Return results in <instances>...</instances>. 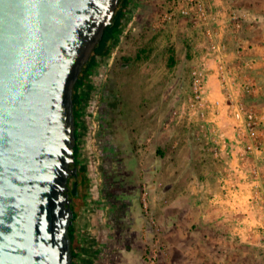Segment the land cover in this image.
<instances>
[{
    "label": "rangeland",
    "instance_id": "obj_1",
    "mask_svg": "<svg viewBox=\"0 0 264 264\" xmlns=\"http://www.w3.org/2000/svg\"><path fill=\"white\" fill-rule=\"evenodd\" d=\"M179 1L132 0L126 24L117 35L111 55L95 66L83 89L85 114L78 132V143L81 145L82 168L90 184L88 198L91 205L87 238L83 247L78 248L75 264H98L103 258V264H106L110 256L106 249L99 247L102 238L109 232L114 237L116 233L122 235L126 231L128 236L124 242L128 240L131 245L132 238H137V234L144 230L136 228L131 218L126 219L124 227L118 228L119 215L127 213V217L131 216L127 210L129 201H121L119 197H124L126 193L128 197L138 191L139 201L141 186H148L145 179L139 183L137 178L129 182L121 180L122 173L118 172L127 166L120 148L122 143L132 144L136 138L144 140L153 133L163 132L167 112L182 103L180 97L187 90L191 67L205 54L208 40L203 26L177 12L173 13ZM209 9L210 23L217 30L219 42H243L250 46V50L254 47L248 52L251 57L257 58L258 70L261 68L264 71L260 67L264 66V0H209ZM232 11L244 12L251 18L244 23L240 33L232 31L230 34L229 15ZM250 42L254 46L248 45ZM257 81L258 91L252 101L264 116V79L260 75ZM96 102L102 107L98 111L102 121L100 126L103 127L94 137ZM260 159L264 165V153ZM211 160L205 161L208 169L204 167L201 180L198 175L194 176L203 184L201 194L197 192L193 195L199 202L215 194L211 192L214 177L216 170L221 171V166L216 165L222 162ZM202 167L196 165L195 169L201 170ZM261 169L264 172V166ZM195 172L200 174L197 169ZM205 172L208 174L205 175ZM112 203L117 206L115 209L110 206ZM204 210L206 213L211 211L210 208ZM210 214L205 217L208 222H180L172 232L165 230L159 221L162 227L160 240L169 248L158 264H264V238L258 232L255 231L252 240L239 237L238 226L241 224L234 228L224 221H216V217ZM197 216L195 211L191 219ZM142 239L146 242L151 240L149 232L143 234ZM146 257L145 254V260Z\"/></svg>",
    "mask_w": 264,
    "mask_h": 264
},
{
    "label": "water",
    "instance_id": "obj_2",
    "mask_svg": "<svg viewBox=\"0 0 264 264\" xmlns=\"http://www.w3.org/2000/svg\"><path fill=\"white\" fill-rule=\"evenodd\" d=\"M119 2L0 0V264H73L74 87Z\"/></svg>",
    "mask_w": 264,
    "mask_h": 264
},
{
    "label": "built area",
    "instance_id": "obj_3",
    "mask_svg": "<svg viewBox=\"0 0 264 264\" xmlns=\"http://www.w3.org/2000/svg\"><path fill=\"white\" fill-rule=\"evenodd\" d=\"M174 12L199 22L208 42L204 56L190 69L185 105L174 110L171 118L181 115L196 124L213 159L224 166L226 176L220 178V188L234 209L244 215L243 237L252 240L256 231L264 238V165L260 162L264 153V116L252 101L258 91L254 76L257 61L243 42H219L217 30L210 23L209 0H180ZM247 21L251 18L244 12L232 11L229 15L234 33H240ZM94 107L92 135L97 137L103 127L99 117L102 107L97 102ZM165 126H170V121ZM139 202L151 236L146 262L158 264L168 249L160 240L162 227L152 212L147 184L141 186ZM104 262L103 258L98 264Z\"/></svg>",
    "mask_w": 264,
    "mask_h": 264
},
{
    "label": "crops",
    "instance_id": "obj_4",
    "mask_svg": "<svg viewBox=\"0 0 264 264\" xmlns=\"http://www.w3.org/2000/svg\"><path fill=\"white\" fill-rule=\"evenodd\" d=\"M229 27L231 34L232 28L230 22ZM250 43H248V45H251V47L254 46L253 42ZM253 48L254 47H252L251 50H253ZM262 61H264V59H262ZM260 67L264 68L262 65H260ZM258 69L257 66L254 73L256 81L260 75L261 78L264 79V71H262L261 68L260 70ZM187 93H189V86L187 90H185L183 97H180L182 101L180 106L170 109L167 112L165 122L170 121V126L162 128L163 132L153 133L144 140H142V138L137 140L136 138L132 144L122 143L120 148L121 157L124 159L123 161L127 168L118 173H122L121 180L123 179L126 182L132 179L135 180L136 178L138 183L144 179L148 182L152 212L158 220L163 223L164 229L168 232H172L176 224L180 222L185 223L191 220H193V223L197 224L208 222L205 217H208V215L210 216V213H212L213 216L216 217V221H224L226 224L232 225L231 227L234 226L235 228V225L238 226L241 224V226H238L239 233L237 236L242 237L246 226L242 219V213L234 209L232 201L224 199L225 196L220 188V178L225 175L224 166L222 164L216 165L219 167L221 166L219 168L221 171L216 170V175L214 177L215 183L211 192L215 194L212 197L207 196L203 198V202H199L193 197L194 193L200 192L201 194L203 187V184H201L202 182H198L194 176L198 175V178L201 180L203 178L201 175L204 174V170L208 169L205 161L211 159V161H213L214 159L208 149L207 143L200 138L201 132L198 127H196L195 123L191 124L187 117L183 118L181 115L175 119L171 118L173 117L171 113L174 110L179 111L183 109ZM213 164L219 163L213 162ZM196 165L200 167L203 166L201 170L196 168L197 172L200 174L195 172ZM204 167L206 168L204 169ZM206 174L208 173L205 172V175ZM137 193L138 191H135L133 195H128V197L127 193L124 197H119L121 201H129L127 210L128 214H131V216L127 217V213L123 216L119 215L117 223L118 228H122L125 226V223H127L126 219L131 218L133 219L131 223L134 224L136 228L142 227L141 229L144 230L140 232V234H137V238L136 236L132 238L133 242L131 245L128 240L124 242L128 236L126 231L122 232V235L116 233L114 237L110 235L109 232L107 236L102 238L103 242L101 241L102 243L99 244V247L106 249L107 251H104L109 253L110 256L106 264H147L144 255L146 254L147 247L150 243H148V241L150 239L147 242L142 239V235L148 233V227L145 219L141 215ZM196 198H198V196H196ZM110 206L114 209L117 207L113 203ZM203 208H210L211 211L206 213L204 210L203 212ZM195 211L198 212V216L191 219L195 215ZM209 222H212V220ZM233 234L236 237L234 230ZM168 248L169 246L167 249ZM174 250L177 251V249Z\"/></svg>",
    "mask_w": 264,
    "mask_h": 264
},
{
    "label": "trees",
    "instance_id": "obj_5",
    "mask_svg": "<svg viewBox=\"0 0 264 264\" xmlns=\"http://www.w3.org/2000/svg\"><path fill=\"white\" fill-rule=\"evenodd\" d=\"M132 0H120L119 5L116 9V12L113 16L112 23L106 28L102 40L95 47L90 60L84 65L82 72L79 76V79L74 87V117H75V126H76V137L79 141V129L84 123V104H83V89L88 83V77L91 71L97 66V64L103 58L109 57L114 48L117 35L125 26L127 21V13L131 6ZM76 160L79 159L81 155V145L77 144L75 148ZM71 235V232H70ZM72 239V235H71ZM73 251V264L77 260V252L72 247Z\"/></svg>",
    "mask_w": 264,
    "mask_h": 264
},
{
    "label": "flooded vegetation",
    "instance_id": "obj_6",
    "mask_svg": "<svg viewBox=\"0 0 264 264\" xmlns=\"http://www.w3.org/2000/svg\"><path fill=\"white\" fill-rule=\"evenodd\" d=\"M77 166L79 168L78 172V195L73 197L72 209L74 211V223L71 230L72 235V247L75 251H78V248L83 247L85 244V238L88 232V227L90 223L88 218L90 215V205L91 200L88 198L89 191V180L86 177L85 170L82 168V162L79 157L77 160ZM74 179H69V186L73 185Z\"/></svg>",
    "mask_w": 264,
    "mask_h": 264
}]
</instances>
